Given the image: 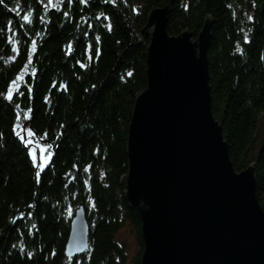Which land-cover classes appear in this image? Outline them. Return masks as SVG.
Returning <instances> with one entry per match:
<instances>
[{"label": "trees", "instance_id": "1", "mask_svg": "<svg viewBox=\"0 0 264 264\" xmlns=\"http://www.w3.org/2000/svg\"><path fill=\"white\" fill-rule=\"evenodd\" d=\"M167 4L170 36L196 37L210 19L212 114L234 170L253 164L264 212V0H0V264H139L127 129L146 86L142 29ZM80 205L88 250L69 258ZM126 226L138 247L130 261Z\"/></svg>", "mask_w": 264, "mask_h": 264}, {"label": "water", "instance_id": "2", "mask_svg": "<svg viewBox=\"0 0 264 264\" xmlns=\"http://www.w3.org/2000/svg\"><path fill=\"white\" fill-rule=\"evenodd\" d=\"M169 12L167 4L147 14L146 86L127 129L124 198L140 220L139 264H264L254 166L234 170L211 110L210 19L196 37L188 30L170 36ZM88 235L80 205L65 255L87 252Z\"/></svg>", "mask_w": 264, "mask_h": 264}, {"label": "rangeland", "instance_id": "3", "mask_svg": "<svg viewBox=\"0 0 264 264\" xmlns=\"http://www.w3.org/2000/svg\"><path fill=\"white\" fill-rule=\"evenodd\" d=\"M34 147H37L36 144H34ZM38 153H39V158L42 163L46 162V152L45 149L42 147H38ZM34 155V151L32 152V156ZM118 239L126 244L127 248V255H128V260L130 261L132 257L137 253L138 247H137V241L136 238L131 231V228L126 226L121 230V232L118 235Z\"/></svg>", "mask_w": 264, "mask_h": 264}]
</instances>
